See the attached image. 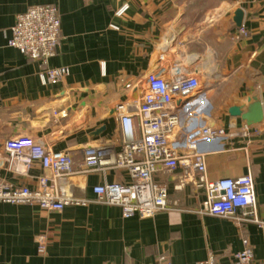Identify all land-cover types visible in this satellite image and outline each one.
I'll use <instances>...</instances> for the list:
<instances>
[{"label":"crops","instance_id":"crops-1","mask_svg":"<svg viewBox=\"0 0 264 264\" xmlns=\"http://www.w3.org/2000/svg\"><path fill=\"white\" fill-rule=\"evenodd\" d=\"M46 5L56 7L60 19L59 46L47 68L68 70L49 85L41 82L38 62L8 46L16 17ZM239 9L246 38L233 22ZM175 67L198 71L205 97L177 141L210 123L222 131L199 145L207 176L250 175L257 219L264 223V0H0V154L20 136L69 153L77 167L86 147L119 149L115 106L140 103L147 75L169 78ZM249 99L261 103L263 121L247 126L243 137L238 134L246 125L228 110L245 111ZM182 174L178 167L154 175L174 208L145 219H125L118 207L92 202L61 212L0 203V264H154L161 255L172 264H196L209 254L228 263L242 250L243 236L254 264H264V226L241 229L199 213L204 192L184 183ZM0 175L34 188L35 178L48 172L35 165L25 177L2 166ZM116 182L130 183L127 172L76 175L72 191L93 201V187Z\"/></svg>","mask_w":264,"mask_h":264},{"label":"built area","instance_id":"built-area-1","mask_svg":"<svg viewBox=\"0 0 264 264\" xmlns=\"http://www.w3.org/2000/svg\"><path fill=\"white\" fill-rule=\"evenodd\" d=\"M121 9L118 15L125 11ZM8 46L20 51L27 59L38 62L43 85L62 81L68 70L48 69L49 59L55 56L60 42V19L54 6L30 7L16 17L11 27ZM239 35L248 37L240 27ZM126 88H131L127 85ZM198 71L187 72L175 67L169 78L152 72L147 75L140 103H121L115 106L120 135V148L100 144L82 149L80 167L67 152H55L29 136L12 139L3 146L0 168L7 167L20 176L28 177L35 165L48 176L35 178L36 185H16L0 175V203L35 206L46 212H61L68 206H87L89 203L118 207L122 217L140 219L174 208L168 203L167 188L153 180L157 173L170 174L182 169L185 183H193L204 192L199 213L233 221L237 227L264 223L257 219L254 182L250 175L210 180L207 176L206 156L199 153V145L223 135L209 126L186 134L184 143L177 141V133L187 130L185 121L196 114V107L204 99ZM249 128L238 135L246 137ZM124 170L130 183H103L93 187V201L77 197L72 191L76 175ZM71 188V189H70ZM175 205V204H174ZM242 250L228 263H221L213 254L196 264H254L249 240L242 237ZM154 264H172L165 255Z\"/></svg>","mask_w":264,"mask_h":264},{"label":"water","instance_id":"water-1","mask_svg":"<svg viewBox=\"0 0 264 264\" xmlns=\"http://www.w3.org/2000/svg\"><path fill=\"white\" fill-rule=\"evenodd\" d=\"M233 22L237 28L242 26L243 22V12L239 9L234 14ZM207 116L209 113H205ZM228 114L232 118H240V120L246 126L258 125L263 121V109L261 103L257 101V99H249L248 106L245 111L242 110L241 107L233 106L228 110ZM209 127H213V123H210ZM104 128L98 130L94 133L95 136L99 135Z\"/></svg>","mask_w":264,"mask_h":264}]
</instances>
